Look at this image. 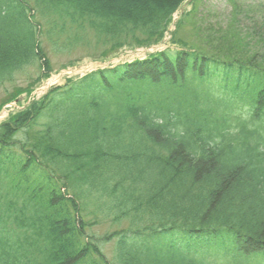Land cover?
<instances>
[{
    "label": "trees",
    "instance_id": "16d2710c",
    "mask_svg": "<svg viewBox=\"0 0 264 264\" xmlns=\"http://www.w3.org/2000/svg\"><path fill=\"white\" fill-rule=\"evenodd\" d=\"M188 1L0 0V84L38 63L10 102L30 96L47 45L100 61L158 44ZM227 1L224 19L185 13L176 48L0 123V264H264V1Z\"/></svg>",
    "mask_w": 264,
    "mask_h": 264
},
{
    "label": "rangeland",
    "instance_id": "374dc122",
    "mask_svg": "<svg viewBox=\"0 0 264 264\" xmlns=\"http://www.w3.org/2000/svg\"><path fill=\"white\" fill-rule=\"evenodd\" d=\"M247 1L252 3V1L254 0H247ZM193 9L201 13L204 10H212L214 12L215 17L218 16V18L221 17L222 19H224L230 14L231 6L227 0H193L192 3L188 2L187 5H184L181 8L180 12L181 14H184V13L192 11ZM259 11L260 10H257L258 13H260ZM260 15L261 14H259V16ZM180 16H181L180 14L177 16V20L180 19ZM179 32L186 39L191 40L193 38L191 24H186L185 27L182 28V31L180 29ZM117 50H116L117 52L115 53L118 56L117 59H123V57L128 54V52L126 51H128L129 49L119 48ZM156 50H157V46L150 49V51H153V52ZM47 52H48V55H50V58L52 60L51 62H52V65L55 71L44 82L35 86V88L36 87L37 88L34 90L33 94L35 92H38V93L36 95L34 94V96H31V97L40 98L41 96H43L45 91H43V93H40L39 90L41 88L42 90H45V88L48 87L47 85H48L49 80H51L55 76H56L55 79L57 80L51 86L64 85L68 77L75 78L76 76L82 77L83 75H86V72L92 67L91 64H93L91 62L92 60L90 59L93 58L92 57L93 54H96L93 47H88L85 45L75 47V49L73 50L58 51V52H54L53 49L47 45ZM109 53H110V56H112V52H109ZM133 54L134 52H131V55ZM72 60L75 61L73 62L72 65L62 66ZM69 67L70 68L73 67V68L71 69V71L69 72L70 74L68 75L64 71H69V70H64V69L69 68ZM38 75H39V64L36 63L34 66L27 67L22 72L18 73L14 82H5V84H0V116H1L0 122L6 121L9 118V115L12 112H14L13 104H16L17 106L22 105V104L28 105L29 97L26 95V93L20 96L21 100L19 103L10 102L11 101L10 97L20 91L25 90L28 85H31V83H34V80L38 77ZM5 107H7V110H6L5 115H3L1 114V112L3 108ZM116 227L117 226L111 225L110 222L108 221L100 220V224L94 226L91 231L96 234L102 235L106 232L113 231V229ZM104 248L106 252L110 253L111 248L109 245H106Z\"/></svg>",
    "mask_w": 264,
    "mask_h": 264
}]
</instances>
